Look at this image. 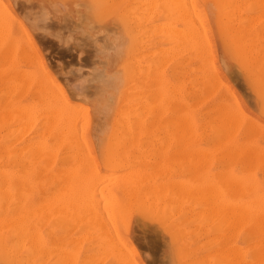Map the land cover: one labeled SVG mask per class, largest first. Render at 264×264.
<instances>
[{
  "label": "rangeland",
  "instance_id": "1",
  "mask_svg": "<svg viewBox=\"0 0 264 264\" xmlns=\"http://www.w3.org/2000/svg\"><path fill=\"white\" fill-rule=\"evenodd\" d=\"M152 1L0 0V145L8 140L21 150L41 136L48 142L46 159L37 160L39 179L0 184V233L34 232L15 239L30 262L0 252V264H231L235 253L232 264H264V0H196L189 12L204 38L197 52L184 28L189 12L180 15L174 0ZM220 19L239 22L242 50L227 43ZM12 106L32 108L31 121L17 122ZM219 113L237 123L220 133L212 124ZM241 162L251 168L242 171ZM90 201L109 212L99 217L106 228L90 215ZM222 202L232 213L240 205L245 220L234 211L244 222L228 208L226 216Z\"/></svg>",
  "mask_w": 264,
  "mask_h": 264
},
{
  "label": "bare ground",
  "instance_id": "2",
  "mask_svg": "<svg viewBox=\"0 0 264 264\" xmlns=\"http://www.w3.org/2000/svg\"><path fill=\"white\" fill-rule=\"evenodd\" d=\"M101 1V0H100ZM152 1V0H151ZM157 1V0H156ZM159 2H162V1H160V0H158ZM157 1V2H158ZM165 1H168V0H165ZM175 1V3L177 4L176 6H177V8L176 9H178V7H179V10H182V11H179V12H181L180 13V15L182 14V12H183V16H184V14H186V15H188V12L190 11V12H192L193 11V13H194V4L196 3V0H174ZM216 2H217V4H218V6H219V0H215ZM104 2V1H103ZM142 2V1H141ZM153 2V1H152ZM137 3V2H136ZM148 3V2H147ZM146 3V4H147ZM154 3V2H153ZM99 4H100V2H99ZM140 4V3H139ZM144 3H142L141 4V6L143 5ZM149 4H151V2L149 3ZM136 5V4H135ZM153 5V4H152ZM152 5H150V8H151V6ZM160 5V4H159ZM134 6V5H133ZM145 6H147V5H145ZM149 6V5H148ZM138 7V6H137ZM144 7V6H143ZM131 8H133V7H131ZM153 8H154V6H153ZM192 9V10H191ZM143 10V9H142ZM148 11H149V9H147ZM137 12V11H136ZM190 12H189V15H188V17H187V19H186V16H185V18L183 19V22H184V24H186V27L184 26V28H186L189 32H190V34H191V41H192V43H191V45H193V49H195L196 50V52H197V50L200 48L199 46H200V41L201 40H203L204 38H202L201 40H200V29L197 27V26H199V24L197 23V17H195V18H192L191 16L192 15H190ZM133 13H135V12H133ZM133 13H131L132 15H133ZM193 13H191V14H193ZM130 14V13H129ZM143 13H141L140 15H142ZM155 14V13H154ZM140 15H138V16H140ZM144 15V14H143ZM131 16V15H130ZM189 16L191 17V18H189ZM141 17V16H140ZM148 17V16H147ZM130 19V18H129ZM150 18H148V21H150L149 20ZM188 19H190V20H188ZM142 20H144L143 18L141 19V21ZM186 20H188V22H186L185 23V21ZM135 21V20H134ZM145 21V20H144ZM134 23V22H133ZM143 23V22H142ZM141 23V24H142ZM148 23V22H147ZM236 23H238L239 24V22H236ZM234 24V22H233V25L232 24H230V23H228V21H227V19H220V27H221V30H222V33L224 34V36H226L227 37V40H228V42L227 43H229V44H231L232 46H235L236 48H237V50H242V45L244 46V44L242 43V40H241V37H239V31L238 30H240V29H238V25L237 24ZM137 25V24H136ZM133 26V25H132ZM131 26V27H132ZM241 27V26H240ZM135 28V30H136V28L137 27H133V29ZM147 28V27H146ZM132 29V30H133ZM238 29V30H237ZM131 30V31H132ZM146 30V29H145ZM148 31V30H147ZM146 31V32H147ZM145 32V33H146ZM133 33V32H132ZM135 33V32H134ZM133 33V34H134ZM144 33V34H145ZM139 35V34H138ZM136 36V35H135ZM141 38V37H140ZM205 38H207V36L205 37ZM224 39V38H223ZM143 40V39H142ZM32 41V40H31ZM40 42V41H39ZM8 43V42H7ZM13 43V42H12ZM30 43V42H29ZM205 43H207V41H205ZM18 44V43H17ZM202 46V45H201ZM6 47V46H5ZM8 47H10V46H8ZM7 47V48H8ZM34 47H36L37 49H39V46L37 45V43L35 44L34 43ZM206 47V50H207V46H204V48ZM192 48V47H191ZM233 49V48H232ZM6 50V49H5ZM10 50V49H9ZM209 51V53H210V49H208ZM207 52V51H206ZM12 53V52H11ZM200 53V52H199ZM2 54H4V53H2ZM18 55V54H17ZM5 56V55H4ZM203 56V55H202ZM1 60V59H0ZM29 60V59H28ZM4 63H6V62H4ZM19 63V62H18ZM12 67V66H11ZM23 68V67H22ZM29 68V67H28ZM138 68V67H137ZM16 69V68H15ZM18 69V68H17ZM13 70H14V68H13ZM20 70H21V68H20ZM12 73V72H11ZM9 74H10V72H9ZM17 74H18V72H17ZM16 74V75H17ZM130 74V73H129ZM5 75V74H4ZM20 75V74H19ZM6 76V75H5ZM4 76V77H5ZM8 76V75H7ZM21 76V75H20ZM2 77V76H1ZM19 77V76H18ZM11 78V77H10ZM6 79V78H5ZM15 79V78H14ZM16 79H17V76H16ZM43 80V79H42ZM11 81V80H10ZM9 82V81H8ZM7 82V83H8ZM12 82H13V80H12ZM20 82H22V81H20ZM210 82V81H209ZM41 83V82H40ZM11 85V84H10ZM26 85V84H25ZM44 85V84H43ZM42 86V85H41ZM4 87V86H3ZM11 87H12V85H11ZM22 87V86H21ZM43 87V86H42ZM42 87H40L41 88V90H42ZM39 88V89H40ZM43 89H44V87H43ZM45 91V90H44ZM43 95H45V93L43 94ZM16 97V96H15ZM52 97V96H51ZM47 98V97H46ZM28 100H29V98H27ZM31 100V99H30ZM10 101H12V100H10ZM51 101V100H50ZM61 103H62V101H59V104L61 105ZM35 104V103H34ZM39 105V104H38ZM60 105H57V107L58 106H60ZM181 105V104H180ZM179 105V106H180ZM40 106V105H39ZM72 106V105H71ZM130 106V105H129ZM145 106V105H144ZM43 107V106H42ZM61 107H63L62 105H61ZM182 107V106H181ZM11 109H10V111H12V112H16V114L18 115H16V121L18 122V121H23L24 119H25V124H26V119L27 120H30L31 121V115L34 113L33 112V110H32V108H30V107H26V106H18V107H14V106H12V107H10ZM45 108V107H44ZM43 108V111H47V110H45ZM73 107H71V111H69V112H73V109H72ZM126 108H128V107H126ZM134 108V107H133ZM143 108V107H142ZM218 108V107H217ZM38 109V108H37ZM139 109V108H138ZM145 108H143V110H144ZM41 110V109H40ZM60 110H61V108H55V114L56 115H58L57 117H56V125L58 126V125H60L61 124V121H63V115L61 114V112H60ZM131 110V109H130ZM180 110H182L181 108H180ZM185 110V109H184ZM135 111H137V110H135ZM145 111H146V109H145ZM3 112V111H2ZM38 112V111H37ZM42 112V111H41ZM49 112V111H48ZM47 112V113H48ZM63 112V111H62ZM77 113V111H75L74 110V113ZM132 112H133V110H132ZM141 112H142V110H141ZM45 113V112H44ZM65 113V112H64ZM136 113V112H135ZM146 113V112H145ZM145 113L143 114V115H145ZM218 113V112H217ZM49 114V113H48ZM52 114L53 113H51V117H52ZM132 114V113H131ZM134 114V113H133ZM138 114H140L139 112H138ZM219 114H221V113H219ZM80 114H78V116H79ZM38 116H39V114H38ZM37 116V117H38ZM49 116H50V114H49ZM74 116H77L76 114L74 115ZM74 116H69L68 115V118H70V120H75L76 118H73ZM139 116V115H138ZM137 116V117H138ZM129 117V116H128ZM144 117V116H143ZM181 117V116H180ZM30 118V119H29ZM67 118V119H68ZM71 118H73V119H71ZM80 118V117H79ZM183 118V117H182ZM181 118V119H182ZM8 119H10V118H8ZM47 119H49V117H48V115H47ZM52 119L54 120V118L52 117ZM66 119V118H65ZM130 119V118H129ZM148 119V118H147ZM181 119H179V126H181L182 127V130H184L185 128H186V126L183 128V126L181 125L182 123H181V121L184 123V121L185 120H181ZM184 119H186V118H184ZM181 120V121H180ZM205 120V119H204ZM203 120V121H204ZM216 120V122L215 123H213V121H212V124H213V126L215 127V128H218V131L220 132V130L223 128V129H225V127H228V126H234L236 123H237V121L236 120H231L230 119V117L225 113V114H221V116H220V119L217 121V119H215ZM214 120V121H215ZM29 121V122H30ZM48 121H51V120H48ZM68 121V120H67ZM72 121V122H73ZM76 121V120H75ZM74 121V122H75ZM79 121H80V119H79ZM136 121V120H135ZM148 121V120H147ZM210 121V120H209ZM208 121V122H209ZM16 122V123H17ZM24 122V121H23ZM22 122V123H23ZM40 122V121H39ZM58 122V123H57ZM81 122V121H80ZM79 122V123H80ZM131 122V121H130ZM207 122V121H206ZM205 122V123H206ZM22 123H20V124H22ZM31 123H33V119H32V122ZM65 123V122H64ZM69 123V122H68ZM79 123H77V124H79ZM137 123V122H136ZM209 123H211V122H209ZM253 123V122H252ZM15 124V123H14ZM19 124V123H18ZM19 124V125H20ZM25 124H22L23 125V127L24 126H27V125H25ZM27 124H28V122H27ZM51 124H54V121H53V123L51 122ZM132 124H133V122H132ZM147 124V123H146ZM187 124H189L188 122H187ZM190 124H191V126H192V131H191V133H196L197 132V128H198V123H197V121L196 120H191V122H190ZM202 124V123H201ZM211 124V125H212ZM250 124V123H249ZM13 125V124H12ZM18 125V126H19ZM50 125V124H49ZM68 125H71V124H68ZM72 125H74L73 127L74 128H72V130L74 129L75 131H77V128L79 129L80 128V124L78 125V127L75 129V124L73 123ZM124 125V124H123ZM138 125V124H137ZM203 125V124H202ZM29 126H30V124H29ZM52 126V125H51ZM67 126V125H66ZM135 126V125H134ZM133 126V127H134ZM146 126V125H145ZM179 126H178V128H179ZM201 126V125H200ZM10 127V126H9ZM15 127H17V126H15ZM22 126H21V130H23L24 128H23ZM58 127H60V126H58ZM115 127H117V126H115ZM136 127V126H135ZM189 127V126H188ZM213 127V128H214ZM244 127V126H243ZM247 127H249V125L247 126ZM258 127V126H257ZM19 128H20V126H19ZM23 128V129H22ZM28 128V127H27ZM27 128L25 127V129L27 130ZM41 128V127H40ZM45 128H47V127H45ZM67 128H68V126H67ZM67 128H65V129H67ZM70 128V127H69ZM131 128H132V126H131ZM138 128V127H137ZM136 128V129H137ZM202 128V127H201ZM261 128V127H260ZM16 129V128H15ZM48 129H50V128H48ZM65 129H64V131H65ZM116 129V128H115ZM122 129H124V128H122ZM133 129H135V128H133ZM132 129V130H133ZM145 129H147V128H145ZM145 129H144V131H145ZM179 129H181V128H179ZM243 129V128H242ZM20 130V129H19ZM18 130V131H19ZM20 130V131H21ZM39 130V129H38ZM58 130H59V128H58ZM61 130H62V128H61ZM178 130V129H177ZM204 130V129H203ZM216 131H217V129H215ZM226 130V129H225ZM225 130H223V132L225 131ZM230 130V129H229ZM247 130H249V128L247 129ZM48 131V130H47ZM67 131V130H66ZM75 131H74V133H75ZM82 131V130H81ZM113 131V130H112ZM125 131H126V129H125ZM125 131H123V132H125ZM128 131H130V130H128ZM134 131V130H133ZM138 131V130H137ZM137 131H134V132H131V133H137ZM147 131V130H146ZM217 131V132H218ZM231 131V130H230ZM229 131V132H230ZM241 131V130H240ZM239 131V132H240ZM246 131V130H245ZM260 131V130H259ZM22 132V131H21ZM21 132H20V134H21ZM28 132V131H27ZM49 132V131H48ZM61 132V131H60ZM60 132H57V130H56V132H54V133H59L60 134ZM72 132V131H71ZM78 132V131H77ZM76 132V133H77ZM80 132V131H79ZM114 132V131H113ZM182 132H184V131H182ZM181 132V133H182ZM189 131H187L186 132V134L188 133ZM203 132H205V131H203ZM211 132V131H210ZM219 132L218 133H216V134H218V136H220L219 135ZM16 133H18V132H16ZM15 133V134H16ZM24 133H26V131L24 130ZM38 133V132H37ZM63 133V132H62ZM65 133V132H64ZM63 133V134H64ZM73 133V134H74ZM75 133V139H77V134ZM83 133V132H82ZM178 133H179V131H178ZM198 133V132H197ZM212 133V132H211ZM215 133V132H214ZM221 133V132H220ZM225 133V132H224ZM242 133H243V131H242ZM260 133H261V131H260ZM263 133V132H262ZM58 134V135H59ZM69 134H70V131H69ZM73 134H71L72 136H74ZM119 134V133H118ZM140 134V133H139ZM143 134V133H142ZM183 134H185V133H183ZM264 134V133H263ZM30 135V134H29ZM28 135V136H29ZM41 135H42V133H41ZM40 135V136H41ZM56 135V134H55ZM58 135H57V137H58ZM121 135H122V131H121ZM124 135V134H123ZM127 135H130V133L129 134H127ZM190 135V134H189ZM192 135V134H191ZM207 135V134H206ZM212 134H210V136H211ZM239 135H240V133H239ZM238 135V136H239ZM17 135H15V137H16ZM23 136V135H22ZM46 136V135H45ZM63 136H65V135H63ZM69 136V135H68ZM126 136V135H125ZM131 136V135H130ZM132 136H133V134H132ZM134 136H136V135H134ZM224 136V135H223ZM18 137H19V135H18ZM43 137V139H41ZM55 137V136H54ZM70 137V136H69ZM236 137V136H235ZM258 137V136H257ZM41 140L40 139H38L37 141H33L32 139L31 140H28L27 141V146L26 147H24V149H23V147H22V149L20 150L19 148H17L16 147V145H14L13 143H11V142H9L8 140H5L3 143H1V147H0V184H14V183H16V182H20V181H23V182H31L32 180H34V179H39V177H41V174H42V171L44 170V168L43 167H41V166H38L37 167V160L38 159H42V160H45L46 159V155L48 154V142L46 141V138H44V136H41ZM56 138V137H55ZM65 138V137H64ZM79 138V137H78ZM223 138V137H222ZM240 138V137H239ZM259 138H261V135L259 136ZM264 138V136L261 138V139H263ZM34 139V138H33ZM74 139V140H75ZM80 139V138H79ZM79 139H77V141H79ZM238 139V138H237ZM260 139V140H261ZM23 140H25V139H23ZM59 140H60V138H59ZM62 140V139H61ZM64 140V139H63ZM245 141L246 139L244 138V139H242V141ZM254 140V139H253ZM76 141V140H75ZM241 141V139H239V143H241L240 142ZM247 141V140H246ZM250 141V140H249ZM257 141H259V139L257 140ZM256 141V142H257ZM20 142V141H19ZM25 142H26V140H25ZM54 142V141H53ZM59 142V141H58ZM57 142V143H58ZM63 142V141H62ZM255 142V141H254ZM254 142H252V144L254 143ZM261 142H264V140H262ZM261 142H259V143H261ZM249 143V142H248ZM258 143V144H259ZM23 144V143H22ZM56 144V143H55ZM246 144H247V142H246ZM255 144V143H254ZM19 145V144H18ZM17 145V146H18ZM248 145V144H247ZM246 145V146H247ZM250 145H251V143H250ZM259 145H261V144H259ZM20 146V145H19ZM245 146V148H247ZM263 146V145H262ZM261 146V147H262ZM226 147H228V146H226ZM251 147V146H250ZM250 147H248V148H250ZM230 148V147H229ZM232 149V148H231ZM239 149V148H238ZM244 149V148H243ZM241 150V149H240ZM249 151V152H248ZM248 151H247V153H245V149H244V154H247L248 156H246L247 158L249 157L250 158V156H252L251 154L252 153H250V151L251 150H249L248 149ZM228 152V151H227ZM226 152V153H227ZM260 152V151H259ZM219 153H221V152H219ZM223 153H225V152H223ZM242 153V155H244ZM249 153H250V155H249ZM228 154V153H227ZM230 154V153H229ZM258 154V153H257ZM261 154V153H260ZM260 154H258L259 156H260V158H261V155ZM224 155H226V154H224ZM233 155V157L232 158H234L235 156V154H232ZM232 155H229V159L231 158L230 156H232ZM263 155H264V153H263ZM50 156V155H49ZM227 156V155H226ZM225 156V157H226ZM259 156H258V158H259ZM224 157V156H223ZM231 158V159H232ZM254 158L255 157H252V159L254 160ZM50 158H48V160H49ZM229 159H227V160H229ZM246 159V158H245ZM252 159H249L250 161H249V163H252L251 161H252ZM257 159V158H256ZM234 160V159H233ZM247 160V159H246ZM245 160V161H246ZM260 160H262V159H260ZM242 161H244V158H243V160ZM244 161V162H245ZM229 162H230V160L227 162V164L229 165ZM232 162V161H231ZM244 162H241L239 165H240V167L242 168V166H244L243 168H242V171L243 170H247L248 171V167L250 166V164H248L247 163V166H246V163H245V165L243 164ZM255 162V161H254ZM253 162V163H254ZM259 162V164H260V162L261 161H258ZM48 163H49V161H48ZM237 163V162H236ZM241 164H243V165H241ZM263 164V163H262ZM255 165V164H254ZM257 165V164H256ZM255 165V166H256ZM261 165V164H260ZM259 166V165H258ZM262 166V165H261ZM226 167V166H225ZM260 167V166H259ZM263 171H264V164H263ZM236 168H237V166H236ZM240 168V169H241ZM251 168V166L249 167V169ZM256 169H258V167H255ZM260 169V168H259ZM228 170V169H227ZM239 170V169H238ZM261 170V169H260ZM259 170V171H260ZM233 171H234V169H233ZM236 171V170H235ZM241 171V170H240ZM251 172H252V170H250ZM254 171H255V169H254ZM252 172L253 173V175H255V172ZM262 171V170H261ZM230 173V172H229ZM262 173V172H261ZM244 174L245 175H249V173H245V171H244ZM251 174V173H250ZM46 175V174H45ZM49 175V174H48ZM231 175V174H230ZM263 175V174H262ZM235 176V175H234ZM242 176V175H241ZM250 176H252V175H249V179H250ZM264 176V175H263ZM225 177V176H224ZM232 177V176H231ZM243 177V176H242ZM254 177V176H253ZM245 178H247V176L245 177ZM252 178V177H251ZM222 179H223V177H222ZM236 179V178H235ZM49 180V179H48ZM221 180V179H220ZM225 180V179H224ZM224 180H222V182L224 181ZM251 180V179H250ZM229 182H227V179H226V182L228 183V184H230V181L231 180H228ZM236 181V180H235ZM225 182V181H224ZM251 182H253L252 180H251ZM257 181H255V183H256ZM232 183V182H231ZM242 183V182H241ZM244 183V182H243ZM260 183V182H259ZM233 185L231 186V187H233V188H237L236 186H238L237 184H234V183H232ZM250 184H252V183H250ZM258 184V183H257ZM90 185V184H89ZM131 185V184H130ZM1 186V185H0ZM3 186V185H2ZM14 187H15V185H13ZM87 186V185H86ZM91 186V185H90ZM222 186L224 187V186H226V184L225 185H223V183H222ZM247 186V185H246ZM245 186V187H246ZM13 187V188H14ZM17 187V186H16ZM126 187V186H125ZM227 187V186H226ZM226 187H224V188H226ZM254 187V184H253V186H252V188ZM259 187V186H258ZM257 187V188H258ZM89 189H90V187H88ZM222 188V187H221ZM255 188V187H254ZM88 189V190H89ZM229 189H231V190H229ZM17 190V189H16ZM134 190V189H133ZM222 190H223V188H222ZM226 190V189H225ZM227 190H229V191H231L232 193H233V190L234 189H232V188H227ZM245 190H246V188H245ZM248 190H249V188H248ZM254 190H256V188L254 189ZM128 191V190H127ZM224 191V190H223ZM228 191V192H229ZM235 191H238V188H237V190H235ZM241 192V191H240ZM232 193H229V194H231L232 195ZM226 194V193H225ZM233 195H236V192L233 194ZM240 195V194H239ZM229 196V195H228ZM227 196V197H228ZM243 196V195H242ZM234 197H236V196H234ZM233 197V198H234ZM140 198V197H139ZM144 198V197H143ZM253 198V197H252ZM261 199V198H260ZM140 200V199H139ZM231 200V199H230ZM233 200V199H232ZM255 200V199H254ZM258 200V199H257ZM234 201H235V199H234ZM233 201V202H234ZM243 201V200H242ZM86 202H88V201H86ZM141 202V201H140ZM148 202V201H147ZM226 202V201H225ZM230 202V201H229ZM233 202H232V204H233ZM237 202H240V201H237ZM246 202V201H245ZM53 203V202H52ZM137 203V202H136ZM224 202H222V206L224 205L223 204ZM242 203H244V202H242ZM258 203V202H257ZM51 204V203H50ZM87 205H86V207L88 208V211L90 212V215L93 217V218H95L96 220H98L97 218H99L100 217V214H101V210H100V208H101V206H98L95 202H89V203H86ZM99 204V203H98ZM231 204V203H230ZM235 204V203H234ZM240 204V203H239ZM254 204V203H253ZM100 205V204H99ZM152 205V204H151ZM154 205V204H153ZM228 205V204H227ZM246 205H248V203H244V207L246 206ZM156 206V205H155ZM231 206V205H230ZM235 206V209H238V207L240 206H236V204L234 205ZM251 206V205H250ZM258 206V205H257ZM256 206V207H257ZM50 207H51V205H50ZM49 207V208H50ZM229 206H227L226 208H225V205H224V208H225V211H227L226 209L228 208ZM237 207V208H236ZM223 208V209H224ZM264 208V207H263ZM53 209V208H52ZM229 209H231V208H228V211H229V214L230 215H232V214H234V216L235 217H233V218H235V220H237V221H240L241 220V216H242V218H243V216H244V218H246L245 216V214H242L243 212L242 211H240V212H238L239 211V209H238V211H236L235 209H232L233 210V213L231 212V210H229ZM240 209L242 210V208H241V206H240ZM252 209V208H251ZM54 210H55V207H54ZM112 210V209H111ZM236 212H238L239 213V215H241V216H239V215H235V214H238V213H235V211ZM257 210V209H256ZM260 210H261V208H260ZM259 210V211H260ZM228 211L227 212H225V214H226V216L228 215L227 213H228ZM244 211V210H243ZM248 211V210H247ZM251 211V210H250ZM54 212V211H53ZM256 212V211H255ZM52 213V212H51ZM232 213V214H231ZM247 213V212H246ZM251 213V212H250ZM107 214H109V212L107 213ZM106 213H105V215H107ZM113 215H114V213H112ZM121 214V213H120ZM255 214H257V213H255ZM103 215V212H102V214H101V216ZM105 215H103L104 217H106ZM113 215H112V217L111 218H113ZM230 215L228 216L229 218H227V220L228 219H232V221H234V219L232 218V216H231V218H230ZM249 215V214H248ZM258 215V214H257ZM256 216V215H255ZM251 217V216H250ZM258 217V216H257ZM259 217H260V214H259ZM236 218H238V219H236ZM243 218V219H244ZM254 218H256V217H254V214H253V218H251V220H253ZM100 219L101 218H99V220L98 221H100ZM103 219V218H102ZM101 219V221H104V220H102ZM105 219V218H104ZM114 219V218H113ZM250 219V218H249ZM248 219V220H249ZM258 220H259V218H257ZM245 220V219H244ZM244 220H242L243 222H244ZM247 220V221H248ZM256 221V222H258L259 224H260V222L259 221ZM231 221V220H230ZM237 221H234V222H236L235 224L233 223V222H231V223H233V227H235V225H237L238 224V222ZM242 221H240V223L242 222ZM247 221H245L246 223H248ZM105 222H107V219H106V221H104L103 222V224H98V226L100 225V227H104L105 225H104V223ZM115 222V221H114ZM229 222V221H228ZM254 222V221H253ZM256 222H254L255 224L254 225H256ZM263 222H264V219H263V221H262V223L260 224L261 226L262 225H264L263 224ZM102 223V222H101ZM231 223L229 222V227L228 226H226V227H228L229 229H231L230 227V225H231ZM5 224V223H4ZM4 224H2V226H4ZM107 224V228H108V223H106ZM243 224V223H242ZM259 224H257V225H259ZM1 225V224H0ZM8 225V224H7ZM102 225V226H101ZM104 225V226H103ZM241 225V224H240ZM17 226V225H16ZM116 226V225H115ZM239 226V224L237 225V227ZM244 226H245V224H244ZM247 226V225H246ZM261 226H259L258 228L260 229V227ZM31 227V226H30ZM232 227V228H233ZM252 227V226H251ZM1 228V227H0ZM4 228V227H3ZM3 228H2V230H3ZM18 228V227H17ZM104 228H106V226L104 227ZM228 228H226V230L228 231L229 229ZM253 228V230H254V227H252ZM262 228H263V226H262ZM260 229V230H258L257 228H256V233L258 232V231H260V234H262L263 232V229ZM11 229H12V227H11ZM101 228H98V230H100ZM116 229V228H115ZM235 230H236V228H234ZM234 229H232L233 231H234ZM248 229V228H247ZM104 231H106V233H107V229L105 230V229H103ZM102 230V231H103ZM227 231H225V232H227ZM230 231V230H229ZM252 230H250V232H251ZM255 231V230H254ZM254 231H252V233H253V235H254ZM37 232V231H36ZM35 232V233H36ZM100 232H101V230H100ZM98 232L99 234L98 235H102V233L103 232ZM244 233H245V231H243ZM247 232V231H246ZM32 233V229H30V228H28V227H21L20 229H18V230H14V231H11V232H1L0 233V252L1 253H3V254H5V255H14V256H17V257H20V259H22V260H25V261H29L30 262V260H32V256H30L28 253L27 254H24L23 253V251H22V247L20 246V244L18 243V242H16L17 240H15V239H18L20 242H21V240H25V239H28V237L29 238H32V236H33V234H34V232H33V234H31ZM105 233V232H104ZM243 233V234H244ZM247 234V236H248V234L249 233H246ZM258 234V233H257ZM106 235V234H105ZM103 236V237H105V239L107 238L106 236ZM225 235V234H224ZM250 235H252L251 233H250ZM252 235V237H254ZM228 236V235H227ZM243 236H245V234L243 235ZM102 237V236H101ZM100 237V238H101ZM102 237V238H103ZM241 237H242V235H241ZM251 236L250 237H248L249 239H251L252 238ZM256 237V236H255ZM254 237V238H255ZM259 237V236H258ZM34 238V237H33ZM32 238V239H33ZM228 238V237H227ZM35 239H37V237L35 238ZM41 239V238H40ZM239 239H242V238H239ZM245 239H246V236H245ZM245 239H242V240H245ZM249 239H247L248 241H250ZM253 239V238H252ZM107 240V242H109V240L108 239H106ZM260 240V239H259ZM37 241V240H36ZM101 241H103L104 243L106 242V241H104V240H101ZM226 241V240H225ZM248 241H247V243H248ZM35 242V241H34ZM238 242V241H237ZM240 242H242V241H240ZM239 242V243H240ZM244 242V241H243ZM255 241H253V243H254ZM257 242H258V240H257ZM264 242V241H263ZM23 243V242H22ZM262 243V242H261ZM34 244V243H33ZM224 244V243H223ZM222 244V245H223ZM233 244V243H232ZM238 244V243H237ZM249 244V246H250V244H252V243H248ZM254 244H256V243H254ZM254 244H252L251 246H253ZM22 245V244H21ZM37 245H38V243H37ZM240 245H244V244H240ZM244 246H246V244L244 245ZM256 246H258V245H256ZM36 247V246H35ZM246 247H248V246H246ZM260 247V246H259ZM261 247H262V244H261ZM264 247V246H263ZM31 248H32V246H31ZM34 248V247H33ZM243 248V247H242ZM254 248H256V247H254ZM31 250V249H30ZM33 250V249H32ZM227 250H228V248H227ZM227 250L226 251H223V254H222V256L223 255H229V254H224V252H227ZM246 250V249H245ZM254 250V249H253ZM260 250V249H259ZM222 251V250H221ZM229 251V250H228ZM243 251V250H242ZM263 252H264V250H262ZM261 251V252H262ZM121 252V251H120ZM232 252V251H231ZM230 252V253H231ZM248 252V251H247ZM250 252H251V254H252V249L251 250H249V253L248 254H250ZM257 252V251H256ZM256 252H255V254H256ZM260 252V251H259ZM260 252V253H261ZM44 253V252H43ZM42 253V254H43ZM229 253V252H228ZM235 253V252H234ZM120 254V253H119ZM255 254H254V258H255ZM238 255V254H237ZM261 255H262V253H261ZM231 258H234V256H236V253L233 255V256H231V255H229ZM228 256V257H229ZM251 256V255H250ZM259 256V255H258ZM257 256V257H258ZM264 256V255H263ZM225 258L226 257H224V260H225ZM230 258V262L232 261V263H233V261H235L236 259L234 258L233 260ZM241 258V257H240ZM239 259V258H238ZM250 260L251 259H253L252 257H250L249 258ZM240 260V259H239ZM256 260V259H255ZM257 260H259V257H258V259ZM256 260V261H257ZM252 261V260H251ZM231 263V264H232ZM241 263V262H240ZM253 263V262H252ZM264 263V262H263ZM25 264H26V262H25ZM227 264H229V263H227ZM239 264V263H238Z\"/></svg>",
  "mask_w": 264,
  "mask_h": 264
},
{
  "label": "snow or ice",
  "instance_id": "3",
  "mask_svg": "<svg viewBox=\"0 0 264 264\" xmlns=\"http://www.w3.org/2000/svg\"><path fill=\"white\" fill-rule=\"evenodd\" d=\"M261 100L264 101V91L261 92Z\"/></svg>",
  "mask_w": 264,
  "mask_h": 264
}]
</instances>
